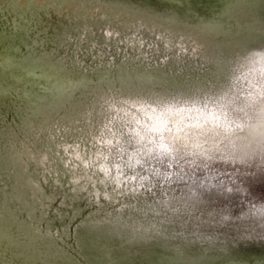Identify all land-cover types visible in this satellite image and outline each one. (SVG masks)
Masks as SVG:
<instances>
[{
	"label": "rangeland",
	"instance_id": "obj_1",
	"mask_svg": "<svg viewBox=\"0 0 264 264\" xmlns=\"http://www.w3.org/2000/svg\"><path fill=\"white\" fill-rule=\"evenodd\" d=\"M246 1L0 0V264H98L89 216L128 230L199 228L218 248L244 235L234 252L264 256V0ZM117 104L154 129L147 147L162 161L144 164L139 145L103 159ZM118 162L184 178L167 220L98 182L100 165L115 177ZM16 185L33 198L27 209Z\"/></svg>",
	"mask_w": 264,
	"mask_h": 264
},
{
	"label": "water",
	"instance_id": "obj_2",
	"mask_svg": "<svg viewBox=\"0 0 264 264\" xmlns=\"http://www.w3.org/2000/svg\"><path fill=\"white\" fill-rule=\"evenodd\" d=\"M245 1L246 0H238V3H235L232 6L234 8L246 6ZM255 1L256 0L251 4H254ZM149 11L158 15L172 16L176 20L178 19L185 22L182 18L175 16L171 12L158 13L155 11L153 12L150 9ZM185 24H187V22H185ZM193 100L194 102L197 101L196 103L199 102V104H203L196 99ZM193 100L185 101L178 99L173 101L180 103ZM25 154H27L26 159L29 160L31 164H34L38 170L40 165L35 160L34 155H30L29 153ZM13 163L17 166H20L19 164L24 165L22 162L18 164L15 162ZM26 171H30L29 166ZM13 173L14 171L12 172V176L14 175ZM17 176L21 181L23 180L20 175V170L17 171ZM17 176L15 175L16 178H18ZM13 190L16 193L14 194V197L27 209L33 198L31 199L29 193L22 190L18 185L14 186ZM30 215L31 214L29 213L27 216L30 217ZM90 219V216L87 217L84 221L85 223H83L86 225L82 226V229L86 230V236L89 237L90 244L95 245L100 251L98 264H264V256H248L236 254L234 252V247L237 245L236 241L239 240L241 241L239 243L244 244L249 240L250 237H245L244 235H242L240 239L237 238L233 241H227L226 237L224 241H221L220 243L218 242L222 246L218 248L215 243L209 242V244L206 245V241H200L196 238L199 236L198 232H202L199 228H193L188 233L180 235L168 233L161 229L153 232L148 231L151 234L145 236L148 232L128 230L122 228V226L113 225L101 218L98 219V222L90 223ZM20 231L25 232L27 229H20ZM29 236H31L29 238L30 241H34L39 237V235L34 236L33 233ZM75 237L77 238L76 233ZM187 238H191V240H187ZM255 238L262 239L264 236H255ZM114 240L119 241L117 249L110 247L114 245ZM135 244L139 245L138 247L140 248L141 246L145 247V250H134L133 246H136ZM110 248H112V250H110ZM144 251H147V253L144 254ZM116 252L118 253L117 255H115ZM137 255H141L142 257ZM136 259H139V263ZM42 263L52 264V262L47 260Z\"/></svg>",
	"mask_w": 264,
	"mask_h": 264
},
{
	"label": "snow or ice",
	"instance_id": "obj_3",
	"mask_svg": "<svg viewBox=\"0 0 264 264\" xmlns=\"http://www.w3.org/2000/svg\"><path fill=\"white\" fill-rule=\"evenodd\" d=\"M109 35H111L109 33ZM117 112L108 114L107 122L103 129L102 134L99 137L100 155L103 159L111 165L112 160H115L117 156L123 157L127 149H133L139 145L140 152L146 155L144 164H150L153 159L158 162L162 161V156L153 155L152 149L148 148L147 145L151 143L149 134L154 131L148 126L146 122H142L139 119V111L137 110L135 115L136 119H130L127 114H122L123 105H116ZM131 112V109L127 110ZM137 125L138 127H133ZM127 129V132H125ZM108 146L109 156H103L102 149ZM126 146V148H125ZM78 148L79 145H76ZM124 148V151H118V149ZM137 161V164H140ZM133 169L131 175L125 171V168ZM118 175L113 177L109 167L105 165H100L99 172L103 173L106 179L99 180L101 185L107 187L109 179L112 181L114 187L113 192L122 198H128L136 203L124 205L125 207H130L134 210L143 211V209L138 208L140 203V198L143 197L145 200V207L148 211L152 212L154 215L163 216L165 220L168 219V212L173 210L172 201L175 199L174 193L178 191H183L179 186L180 181L183 177H177L173 180L172 176L166 171L157 170L152 173L155 178H150L149 175L145 174L148 169L141 165V170H135L132 165H125L122 163L116 164ZM122 178V179H121ZM89 180H93V176H88ZM129 181H135L136 184L130 186ZM95 186V182L93 184ZM149 194H151V199H149ZM97 197L101 195L99 191L96 193ZM106 198L111 199L107 194ZM147 214V212L145 213ZM163 222V221H162ZM155 227V225H153Z\"/></svg>",
	"mask_w": 264,
	"mask_h": 264
},
{
	"label": "bare ground",
	"instance_id": "obj_4",
	"mask_svg": "<svg viewBox=\"0 0 264 264\" xmlns=\"http://www.w3.org/2000/svg\"><path fill=\"white\" fill-rule=\"evenodd\" d=\"M247 57L244 59V60H246L247 62H253V58H252V56L250 55V54H248V55H246ZM55 91V90H54ZM151 225H146V226H144V225H142V226H136V227H134L135 228V230L137 229V231H144V232H148V231H150V232H153V231H155V229L157 228L156 226L155 227H153V225L154 224H152V223H150ZM134 228H132L131 230H133ZM134 230V231H135ZM151 234V233H150Z\"/></svg>",
	"mask_w": 264,
	"mask_h": 264
},
{
	"label": "trees",
	"instance_id": "obj_5",
	"mask_svg": "<svg viewBox=\"0 0 264 264\" xmlns=\"http://www.w3.org/2000/svg\"><path fill=\"white\" fill-rule=\"evenodd\" d=\"M157 18V17H156ZM148 224H150V223H148ZM147 225V224H146ZM150 234V232H148L145 236H147V235H149Z\"/></svg>",
	"mask_w": 264,
	"mask_h": 264
}]
</instances>
